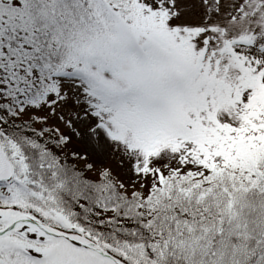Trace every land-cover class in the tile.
Here are the masks:
<instances>
[{"label": "snow or ice", "instance_id": "snow-or-ice-1", "mask_svg": "<svg viewBox=\"0 0 264 264\" xmlns=\"http://www.w3.org/2000/svg\"><path fill=\"white\" fill-rule=\"evenodd\" d=\"M0 264H264V0H0Z\"/></svg>", "mask_w": 264, "mask_h": 264}]
</instances>
